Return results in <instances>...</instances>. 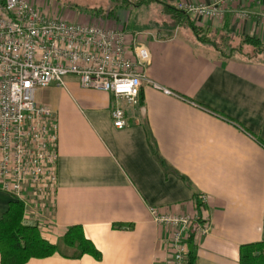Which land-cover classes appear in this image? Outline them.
<instances>
[{"label": "crops", "instance_id": "crops-1", "mask_svg": "<svg viewBox=\"0 0 264 264\" xmlns=\"http://www.w3.org/2000/svg\"><path fill=\"white\" fill-rule=\"evenodd\" d=\"M44 11L73 22L138 33L150 56L137 108L125 106L126 126H113L111 94L87 90L74 76L64 86L35 93L59 124L57 193L51 229L57 244L71 227L81 228L99 257L54 254L26 264H164L165 228L149 208L194 215L195 199L207 197L200 214L206 236L190 244L194 264H239L243 245L264 242V57L250 46L223 58L188 29H128L127 12L116 19ZM213 0H155L161 5L209 4ZM48 3V4H47ZM243 14L244 16H240ZM207 36H251L264 43V2L231 0L221 16L191 18ZM105 23V24H104ZM186 31V30H185ZM167 37H163V35ZM12 199L0 192V218Z\"/></svg>", "mask_w": 264, "mask_h": 264}, {"label": "built area", "instance_id": "built-area-1", "mask_svg": "<svg viewBox=\"0 0 264 264\" xmlns=\"http://www.w3.org/2000/svg\"><path fill=\"white\" fill-rule=\"evenodd\" d=\"M231 0L180 3L191 18L221 16ZM261 4L264 0H249ZM244 16L243 14L240 15ZM264 32V19L261 20ZM138 33L85 24L42 10L34 0H0V192L23 205V222L41 232L51 229L57 193L59 124L54 112L35 101L51 84L74 76L81 88L111 94L113 126H126L125 106L137 108L150 65ZM199 203H207L199 195ZM153 222L167 231L164 264H188L190 244L209 232V220L163 214L149 208Z\"/></svg>", "mask_w": 264, "mask_h": 264}, {"label": "trees", "instance_id": "trees-1", "mask_svg": "<svg viewBox=\"0 0 264 264\" xmlns=\"http://www.w3.org/2000/svg\"><path fill=\"white\" fill-rule=\"evenodd\" d=\"M144 1L133 3L131 0H120L119 8L127 9L130 6L140 5ZM164 6L178 22L186 24V27L197 41L209 47L221 57L227 59L235 53L244 55L242 50L246 46H250L255 54L264 56V43L260 39L251 36L221 35V37L228 38L226 39L228 41L230 38V44L238 40L237 48L227 47L225 50L210 36L200 35L203 31L196 26V23L184 11H180L173 6ZM96 14L103 18L116 19L113 10ZM195 203L201 211L202 205L199 203L198 198L195 199ZM23 212V205L12 200L7 211L0 218V264H26L30 259L46 258L56 253L71 258H79L85 254L95 258L99 257V253L91 241L85 238L81 228H69L57 244H52L44 238L36 224H25L23 222ZM188 264H194V256L191 252L188 256ZM239 264H264V242L241 246Z\"/></svg>", "mask_w": 264, "mask_h": 264}, {"label": "rangeland", "instance_id": "rangeland-1", "mask_svg": "<svg viewBox=\"0 0 264 264\" xmlns=\"http://www.w3.org/2000/svg\"><path fill=\"white\" fill-rule=\"evenodd\" d=\"M35 1V0H34ZM52 1L57 6V9L60 13L68 11L77 15H89V14H96L98 12H106L113 10L114 13L119 8L120 0L113 1V0H46ZM141 0H131V2H140ZM48 4V3H47ZM127 12V26L128 29H147V28H155L159 26L160 28H165L167 31L163 30L164 32H170V36H173L177 30L181 33L188 34L186 24L183 22H178L165 8L163 4L159 5L151 0H145L140 5L130 6L127 9H124ZM186 13V12H185ZM188 15V13H186ZM189 16V15H188ZM190 17V16H189ZM109 19L112 18H108ZM191 18V17H190ZM113 20V19H112ZM105 24V23H104ZM186 30V31H185ZM204 32V31H203ZM200 35L204 36L205 32ZM163 37H167V35ZM189 35V34H188ZM214 39L219 46L225 48L227 47H238V40L233 41L230 44L229 41L226 40L225 36L221 37V35H213L210 36ZM228 50V49H227ZM244 50V48H243ZM242 50V51H243ZM244 55H253V52L246 53L242 52ZM263 60L264 57H261Z\"/></svg>", "mask_w": 264, "mask_h": 264}]
</instances>
